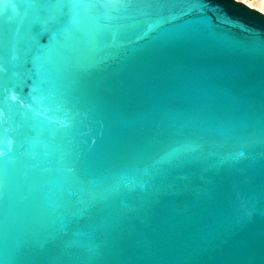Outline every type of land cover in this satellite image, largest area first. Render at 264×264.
I'll return each mask as SVG.
<instances>
[{
  "label": "water",
  "instance_id": "water-1",
  "mask_svg": "<svg viewBox=\"0 0 264 264\" xmlns=\"http://www.w3.org/2000/svg\"><path fill=\"white\" fill-rule=\"evenodd\" d=\"M204 3L0 0V264H264V44L211 9L264 12Z\"/></svg>",
  "mask_w": 264,
  "mask_h": 264
},
{
  "label": "snow or ice",
  "instance_id": "snow-or-ice-1",
  "mask_svg": "<svg viewBox=\"0 0 264 264\" xmlns=\"http://www.w3.org/2000/svg\"><path fill=\"white\" fill-rule=\"evenodd\" d=\"M185 2L189 5V9H188L189 11L203 12L205 9L209 8V6L206 3H204V0H185ZM84 7L86 9H91L92 7H94V5L91 3H86L84 4ZM211 10H213L214 14L216 15L217 24L227 25L230 28H239L241 32L248 33L249 37L252 40L257 41L259 44H264V37H262L260 33L244 25L242 22L233 20L231 17L227 16V14H225L219 7L215 9H211ZM261 14L264 15V13H261ZM77 22H78L77 17L74 16L73 23L75 24ZM63 34H67V31L64 30ZM17 43H18V34L15 36L9 37V50L13 54V59H15V51H16ZM2 72H3V69L0 68V73ZM3 91H4L3 84H2V81H0V94H2ZM12 99L15 100L16 98L12 97ZM0 116H2V112H0ZM2 126H3V123L2 121H0V128H2ZM59 127L63 129L66 127V125L61 124L59 125ZM0 157H4V153L2 151H0Z\"/></svg>",
  "mask_w": 264,
  "mask_h": 264
},
{
  "label": "rangeland",
  "instance_id": "rangeland-1",
  "mask_svg": "<svg viewBox=\"0 0 264 264\" xmlns=\"http://www.w3.org/2000/svg\"><path fill=\"white\" fill-rule=\"evenodd\" d=\"M240 1L264 12V0H240Z\"/></svg>",
  "mask_w": 264,
  "mask_h": 264
}]
</instances>
